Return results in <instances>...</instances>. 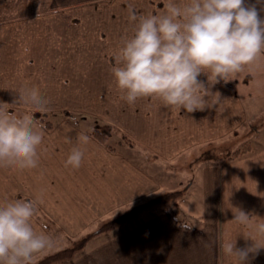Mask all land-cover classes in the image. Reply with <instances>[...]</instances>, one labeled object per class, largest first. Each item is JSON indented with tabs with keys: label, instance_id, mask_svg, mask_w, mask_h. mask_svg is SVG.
<instances>
[{
	"label": "crops",
	"instance_id": "1",
	"mask_svg": "<svg viewBox=\"0 0 264 264\" xmlns=\"http://www.w3.org/2000/svg\"><path fill=\"white\" fill-rule=\"evenodd\" d=\"M43 1L41 9L0 19V103L22 112L69 111L90 123H95L90 118L102 119L133 140V145L119 146H129L131 153V146L137 145L141 156L159 167L172 166L185 155H194L195 161L207 146L234 132L245 139L241 144L250 146L230 161H198L177 205L156 207L123 231L93 237L66 264H240L221 247L234 239L236 247L253 244L242 264H264V236L232 219L236 208L253 215V221L264 218V142L253 146L244 135L259 117L252 111L254 105L245 103L251 93L243 95L242 88L228 81V74L210 85L220 101L210 107L189 112L156 95L128 103L111 72L117 50L134 31L132 13L138 17L161 12L165 0ZM256 3L264 15V0ZM256 60H264V54ZM200 78L208 84L206 73ZM26 87L46 98L47 106L31 110L17 102L13 89ZM73 116L63 120L62 132L43 131L44 141L53 144L38 150L36 167H10L7 176L0 172V202L38 197L36 206L44 214L56 222H71V231L58 224L72 236L83 233L78 222L108 219L165 191L131 154L110 151L90 136L82 145L80 166L66 165L76 134L90 131L78 128ZM36 214L31 218L35 229Z\"/></svg>",
	"mask_w": 264,
	"mask_h": 264
},
{
	"label": "clouds",
	"instance_id": "2",
	"mask_svg": "<svg viewBox=\"0 0 264 264\" xmlns=\"http://www.w3.org/2000/svg\"><path fill=\"white\" fill-rule=\"evenodd\" d=\"M132 17L136 20L134 31L124 38L116 53L118 61L111 67L128 103L156 95L166 104L189 112L210 107L220 102L219 93L212 92L210 85L264 52V15L256 0H165L163 11L138 17L133 12ZM201 73H206L207 85ZM13 90L16 101L28 109L47 106L46 98L33 88ZM76 136L77 143L64 161L72 167L80 166L82 145L90 139L84 131ZM43 137V128L30 115H16L6 103H0V166L36 167ZM38 199L0 202V264H29L35 253L55 246L53 236L32 226ZM236 209L233 220L264 236V218L253 221V215ZM221 247L242 264L253 244L236 247L234 239L222 242Z\"/></svg>",
	"mask_w": 264,
	"mask_h": 264
},
{
	"label": "rangeland",
	"instance_id": "3",
	"mask_svg": "<svg viewBox=\"0 0 264 264\" xmlns=\"http://www.w3.org/2000/svg\"><path fill=\"white\" fill-rule=\"evenodd\" d=\"M43 0H0V19L6 18V17H12L16 15H22V14H28L34 10L41 9L43 6ZM264 54V52H262ZM228 81L239 87L242 88L243 90V95H246L247 93H251L250 98H247L245 102L247 106H253L254 108L252 111H257L256 113H259L258 119L251 123V129L247 130L244 135H246L249 138V142L251 145L255 146L256 144H263L264 142V60L262 61H253L250 64L244 65L239 71L235 73H229ZM245 81V82H243ZM246 97V96H245ZM14 114L19 115V116H29L31 112H25V111H17V110H12L10 109ZM34 113H41L46 116L44 120V124L42 122H38L33 119V121L40 125L43 128V131H45L47 134L51 133H57V132H62V129H64V123L63 120L66 118L69 120V117H73L75 119L74 122L76 123L75 125L83 130H89L88 135L91 136V132L95 130L97 126H102L104 124H107L105 121L102 119L97 118L92 119L95 123H90L85 119L84 116L80 114H72L69 111L67 112H60V113H50V112H37L34 111ZM78 115V116H77ZM72 120V119H70ZM72 120V121H73ZM110 124V123H108ZM45 125V126H44ZM73 125V126H75ZM113 125V124H111ZM114 126V125H113ZM87 127H89L87 129ZM116 128V126H114ZM106 134L111 133V130L109 129L105 131ZM237 132H234V136L230 137L227 140L219 141V142H213L212 144V149L209 151V153H205L206 148L203 149L199 155L196 156V160L193 161L194 155H185V157L180 158L179 161L176 163L174 162L173 165L169 166V163H167L165 166H158L157 164H152V160L150 158H147L146 160L141 156L140 149L137 145L131 146V153L128 151L129 146L126 147L127 145L132 143H128L125 141L123 138L127 137V135L123 134L117 128L115 131L110 134V137L106 140V143L110 144L112 146L113 150H117L120 152L125 151L128 153V155L133 157V159L139 164V166L146 171L150 176H152L157 182L165 188V191L155 194V195H149L147 198L141 200L142 202H138L132 206L127 207L125 210L121 211L120 213L114 214L111 217H108V219L104 220H93L92 222H78L80 226L83 227V233H80L78 235H65L66 229H62L61 226H59L58 223L64 224L69 228L71 231L73 225H71V222H65L59 220L56 222L53 220L47 213H43V210L40 206H36V210H40L42 213L34 212L37 216V220L35 219L36 224V231H42V229H47V233L55 238V246L50 248L48 251L42 250L40 253H37L35 256L34 260L29 263V264H36L37 262L41 261L42 259L51 256L55 254L58 251L64 250V249H69L72 247L78 246L80 240L86 238V241H84V245L81 249V251L75 256L77 257L82 251L83 248L87 245V243L95 236L97 235H102V234H113L116 232L123 231L125 226H131L135 224V222L141 217V215L148 213L147 211H154L156 207H160L163 209H167L170 207H173L175 205H167L168 203H165V201L158 202L161 195H164L166 193L170 192H180L179 197L177 198H171L172 200H169L167 202H174L176 199V202H178L182 198L183 190H185V186L188 183V179L190 178L189 175L192 174L193 167L197 164L198 161L202 162H207L208 160L211 161V159H206L212 156L217 155L219 158L217 160H222L226 157V153H221L222 151H226L227 153H231V151L234 149H240L241 143L244 138H241L239 135H236ZM250 135V136H249ZM93 138V137H92ZM129 139V138H128ZM131 142L133 140L129 139ZM96 141V140H95ZM122 141L124 145L126 146H119L120 142ZM50 142V141H49ZM47 141H43L42 144L38 147V150H42L44 147L45 148H50V143ZM97 142V141H96ZM99 143V142H98ZM44 144V146H43ZM53 143H51L52 145ZM100 144V143H99ZM102 146L105 147L104 143L101 144ZM52 148V147H51ZM106 148V147H105ZM53 149V148H52ZM223 149V150H222ZM109 150V149H108ZM203 152V153H202ZM205 153V154H204ZM189 154V153H187ZM244 155V154H242ZM221 158V159H220ZM8 168V169H7ZM11 168L9 166H0V172H5V176H7V173L10 172ZM2 175V174H1ZM180 185V186H179ZM179 186V187H178ZM168 189V190H166ZM147 200V201H146ZM163 201V200H162ZM175 202V203H176ZM177 205V203H176ZM137 208L135 211L136 216L130 218L129 220H122L117 224L112 223L113 225L109 228V224L112 220L117 219L120 217L124 212H126L129 209ZM139 216V217H138ZM77 224L76 222H74ZM33 226V224H32ZM104 226V228H103ZM79 229V228H78ZM77 230H73L75 232ZM69 233V231H67ZM73 258L72 260H74ZM71 260V261H72ZM70 262V261H68ZM61 263V264H66Z\"/></svg>",
	"mask_w": 264,
	"mask_h": 264
},
{
	"label": "trees",
	"instance_id": "4",
	"mask_svg": "<svg viewBox=\"0 0 264 264\" xmlns=\"http://www.w3.org/2000/svg\"><path fill=\"white\" fill-rule=\"evenodd\" d=\"M34 1H36V0H34ZM217 81H221V78L218 79ZM29 115L31 116L32 119H34V120H36L38 122H42L44 124V120L46 118L45 115H43L41 113H34V112L30 113ZM108 129H109V131L111 130V133L106 134L105 131H107ZM115 129L116 128L113 125L107 123V124H104L102 126H97L95 128V130H93L90 134H91V136L93 137L94 140H96L100 144L104 143L105 147L107 149L111 150L112 146H110V144L106 143V140L110 137V134H112V132L115 131ZM123 139L125 141H127L128 143H131L130 140L127 137H124ZM118 143H120L119 145H123L122 141H120ZM211 146L212 145H209V146L206 147L207 150H205V153H209V151L212 149ZM249 150H250L249 143L245 142V143L241 144L240 149H236V150L233 149L231 151V153H227L226 151H222L221 153H226V157L224 159H222V160L230 161V160L236 159L238 156H241L242 154L247 153ZM217 155L209 157V158H206V159H211V161H216L217 158H219ZM208 161H210V160H208ZM179 193L180 192H170V193H166L164 195H161L160 197L157 198V199H159L158 202H162L163 203L165 201V203H168L167 205H176V203H177L176 199H175L174 202H167V201L172 200L171 198L179 197ZM169 208H167V209H169ZM136 209L137 208L135 207L133 209L127 210L120 217H118L115 220H112L108 227L110 228L113 225L112 223L117 224V223H119L122 220H129L130 218L136 216V214H135ZM103 228H104V226H103ZM84 241H86V238L80 240L78 246L58 251L55 254L42 259L41 261L37 262L36 264H61V263H65V262L71 261L81 251V249H82V247H83V245L85 243Z\"/></svg>",
	"mask_w": 264,
	"mask_h": 264
}]
</instances>
